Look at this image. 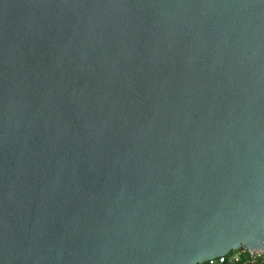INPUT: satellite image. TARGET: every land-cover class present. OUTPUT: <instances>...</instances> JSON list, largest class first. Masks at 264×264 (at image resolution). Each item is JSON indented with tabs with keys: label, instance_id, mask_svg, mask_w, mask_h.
<instances>
[{
	"label": "water",
	"instance_id": "water-1",
	"mask_svg": "<svg viewBox=\"0 0 264 264\" xmlns=\"http://www.w3.org/2000/svg\"><path fill=\"white\" fill-rule=\"evenodd\" d=\"M241 246L264 249V0H0V264Z\"/></svg>",
	"mask_w": 264,
	"mask_h": 264
},
{
	"label": "built area",
	"instance_id": "built-area-1",
	"mask_svg": "<svg viewBox=\"0 0 264 264\" xmlns=\"http://www.w3.org/2000/svg\"><path fill=\"white\" fill-rule=\"evenodd\" d=\"M264 262V249H250L241 246L198 264H260Z\"/></svg>",
	"mask_w": 264,
	"mask_h": 264
}]
</instances>
